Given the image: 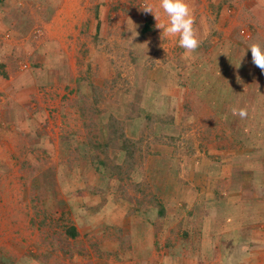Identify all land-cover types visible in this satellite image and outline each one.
I'll use <instances>...</instances> for the list:
<instances>
[{
  "label": "rangeland",
  "instance_id": "374dc122",
  "mask_svg": "<svg viewBox=\"0 0 264 264\" xmlns=\"http://www.w3.org/2000/svg\"><path fill=\"white\" fill-rule=\"evenodd\" d=\"M220 1L223 3L218 5ZM228 1H200L196 10L206 16L204 22L211 31L200 42L201 54L186 50L178 55V36L164 35L156 27L160 22L167 23V17L161 16L164 12L160 0H0V264H33V259H21L27 252L48 256L53 264H72L62 253L61 241L50 236L54 230L42 229L43 212L61 215L67 211L71 220H78L84 209L98 202L97 194L111 197L110 211H115L117 222L122 217L121 208H134L137 221L154 225L153 231L158 227L156 238L172 225H188L193 212L187 204L195 211L196 194L208 191L179 188L187 183L193 188L206 187L210 173L217 171L214 181L220 184L221 177L235 172L230 168L243 172L242 166L247 174L253 170L255 174L236 176L225 199L244 204L256 202L258 194L264 196V157L255 152L264 150V117L251 98L245 103L239 94L244 89L239 83L246 81V73L251 71L246 66L241 70L229 67L223 55L210 54L207 49L209 43H215L227 45L229 56H238L239 50L244 53L248 41L245 44L238 39L242 28L251 33V38L243 40L264 46V14L261 18L259 4L251 0L247 5L243 0L237 7ZM259 2L264 10V2ZM149 6L159 16L158 21L145 11ZM149 20L152 30L142 36ZM219 23L221 30L217 28ZM13 30L27 33L17 41ZM172 56L178 67L184 65L190 68L188 71L196 63L202 65L188 76L181 73L178 81L170 83L164 79L162 69ZM188 56L193 60L189 61ZM210 59L208 70L205 62ZM251 68L252 75L255 70L261 71L254 64ZM259 74L264 77V72ZM179 82L184 83L183 87ZM245 88L248 93L264 95V84L260 89ZM225 91L233 92L240 102L233 101L225 108L224 102L221 104ZM147 95L155 97L148 104L153 112L172 109L178 114V128L164 129L165 133L182 135L174 142L165 137L172 144L167 146L144 130L145 140L138 144L143 158L137 157L136 165L127 168L129 172L125 168L123 175L118 174L116 166H128L119 148L122 136L134 142L140 140L145 120L137 104L146 102ZM185 104L190 110L187 119L182 112ZM233 108H245L247 117L233 115ZM261 118L263 121L258 122ZM156 123L158 136L161 122ZM100 143L109 148L97 150ZM162 146L170 148L167 158L146 162L149 157L161 155L158 148ZM240 146L253 154L251 162L243 163L242 155L233 153ZM147 152L150 155L146 157ZM239 185L248 192L258 187L261 193L255 192L247 199ZM187 193H194V198ZM240 195L246 200L242 201ZM183 196L188 197L185 206ZM156 197L166 202H161L168 209L163 217L158 215ZM200 198L203 196H198L199 203ZM259 204L245 209L249 219L244 227L252 223H263L264 227V201ZM183 207L189 212L178 216ZM208 214L215 217L216 212ZM93 218L97 225L99 219ZM138 234L145 233L141 230ZM165 237L176 246L169 249V254L162 251V260L172 256L175 262L187 264L185 257L190 252L193 255L196 248L192 233L184 237L176 231ZM136 244L140 247L138 241ZM105 248L111 250L113 246L106 244Z\"/></svg>",
  "mask_w": 264,
  "mask_h": 264
},
{
  "label": "crops",
  "instance_id": "0c3cea01",
  "mask_svg": "<svg viewBox=\"0 0 264 264\" xmlns=\"http://www.w3.org/2000/svg\"><path fill=\"white\" fill-rule=\"evenodd\" d=\"M202 0H186V2L189 4L190 9L192 10V13L194 15L195 23H194V29L197 35V38L200 42L205 41V36L211 31L209 29L208 24H205L206 16L201 15L199 11L196 10V6L200 3ZM243 0H229L228 2L230 4H233L237 7L238 3H242ZM247 1V2H246ZM264 2V0H261ZM246 5L250 2L248 0H245ZM252 3H255V5L259 4L260 7V15L261 18H263L264 10L262 6L260 5L259 0H251ZM223 2L220 1V4ZM217 6V5H216ZM221 12H224V10H221ZM161 16H166L164 13ZM219 16V15H218ZM222 16V15H221ZM168 19V18H167ZM167 19L165 21H167ZM239 15H237L236 21H238ZM215 25L213 24V27L215 28ZM212 27V26H211ZM218 30L222 29V24L219 23V27L217 26ZM16 34V37L18 38L17 41H20L23 37L20 35H25L26 32H18L16 30H13ZM232 34V33H231ZM14 40V39H13ZM4 42V41H3ZM176 48L178 51V55L182 53L183 51H186L185 49L178 46V42L176 43ZM205 49V48H204ZM208 52L210 54L216 55L217 53L219 55H223L229 63V67L231 66H237L239 67L238 70H241L244 66H253L252 62V56L251 54H248V51H245L242 53V51H238V56L236 55H228V46L223 44H215V43H209L208 44ZM201 44H199V47L196 49V52L198 54H201ZM190 52V51H187ZM244 56V57H243ZM188 60H193L188 56ZM241 61V63H240ZM211 59L207 62H205L206 67L208 70L211 69ZM191 67V62L187 63ZM170 66L174 71H177L179 74L183 71V74L191 73L192 71L198 69L201 67L202 64L196 63L190 71H187L185 73V70L182 68H179L176 62L173 60V56L171 57V60L167 62L165 66ZM240 65V66H239ZM163 67V68H164ZM196 68V69H195ZM188 69H190L188 67ZM163 70V69H162ZM262 71L255 70V75H252V80L248 79L245 82L246 86L249 84L248 87H250L251 90H255L258 88L259 83L264 81V77L258 76V73H261ZM248 74V73H246ZM261 77V78H260ZM178 81V79H176ZM260 84V86H262ZM248 92V91H247ZM223 99L221 100L224 102L225 108L230 107L231 102H240L237 100V96L233 94V92L229 93L228 91H225L222 93ZM241 97H244L245 93L243 90H240L239 92ZM257 95H263V93L256 94L255 98L259 99ZM264 96V95H263ZM222 98V97H221ZM245 98V97H244ZM247 99L252 98L251 93L247 94ZM184 99L180 98V102H183ZM242 106V104H240ZM171 107V105H170ZM261 117H264V110L260 114ZM263 119H259L258 122H262ZM168 129V128H167ZM170 129V128H169ZM182 129V128H181ZM180 129V130H181ZM264 130V128H263ZM241 132H244V129H240ZM135 137V136H134ZM246 143L247 141H241V143ZM243 147L235 148L236 150H233L235 154H240L242 162H246V159L244 154H247L245 150H242ZM169 147L162 146L158 148V152L161 153L159 156H152L149 157L146 162H156V161H162L164 157L168 154ZM165 151H167L166 154ZM167 158V157H166ZM227 159V158H226ZM234 159V158H233ZM231 159V160H233ZM229 161V159H227ZM240 167V166H237ZM235 167V168H237ZM241 169L243 172H240L239 170H236L234 168H230L231 171L229 175L225 177H221L219 180H222L223 183L220 182V184H216L214 179L217 178V171L210 173L209 177H207L206 182L204 183L206 187H198L194 186L191 187L189 183L186 184V186H182L179 188V190L184 191L186 188H188L190 191H193L195 189H198L197 192L201 189H205L208 191V193L196 194V210L194 211L193 208H191L190 204H187L185 200L191 196V198H194L193 194L187 193L188 197L185 196L182 197V201H184V206L187 204L192 209L193 214H189L192 216L190 219L191 221L188 222V225L185 227L184 225H181L179 223L172 225L174 227H171V229L166 232L167 234H161L160 237H155V235H159L156 232V229H158V225H156L155 231L154 225L150 223H143L140 221H137L136 214L134 208H129V211L127 208H121V205L118 206V208H121L122 217H119L118 222L115 221L113 215L115 211H110L113 206H110V202L108 201L105 205H102V199L100 197V194L96 195V199H98V202L95 204L94 207H89L84 209V213H80V217L78 220L74 221V226L77 228L78 233L80 234V238L77 240L79 249L81 250L80 255H78V262H81V264L85 263H91V264H102L105 262V264H114L115 263H121L123 260V264H179V262H175L174 258L172 256H167L165 259L162 260L161 252L166 251L168 254L170 253L169 249L175 248L176 244H169L168 242L171 240L168 236L169 234H174L176 231L181 232V234L185 237L188 236L189 233H192V235L196 239V248L194 249V256L190 252L188 257H185V260L189 261L191 264H264V227L263 223L262 225H258L255 223L247 224L246 227H244V223L248 221L249 215L245 212L246 210L250 209V206L252 205H260L259 203L264 201L261 200L258 196H255L254 198L257 199L256 202L253 200L248 202H245L244 204H236L233 202H230L228 199H225V195L228 191V186L230 185L231 188H233V180L236 178V176H240V174L243 176L253 174L252 170L249 171V174L244 173V168L241 166ZM237 171V172H236ZM239 172V173H238ZM70 177H73L74 175L71 173H67ZM66 174V175H67ZM224 174V173H222ZM216 175V176H215ZM76 178V176H74ZM240 186V192L242 195L247 196V199L250 196H253L255 192H248L244 191L243 188ZM102 190V189H101ZM87 191V189H85ZM98 189H95V192H98ZM67 194L64 193V196ZM219 195L223 196V199L219 197ZM232 195V193L230 194ZM198 196H203V198L200 200L203 201L204 199L206 201H203L200 203L197 201ZM241 196V195H240ZM240 199L246 200L245 197H240ZM109 200V199H108ZM179 200V199H178ZM181 200V199H180ZM162 204H165V201H161ZM256 205V206H258ZM102 206V207H99ZM261 206V205H260ZM194 207V206H193ZM163 213L166 214V211L168 210L165 206H163ZM186 208L183 207L181 211H178V216H183L184 213L189 212L188 210L185 211ZM208 210V211H207ZM120 212V213H121ZM153 213V210L151 211ZM160 209L158 212L159 217H163V215H160ZM214 213L216 212L215 218L212 215H209L208 213ZM233 213V214H232ZM116 214H119L118 211H116ZM187 215V214H185ZM247 215L248 217H245ZM96 217L99 219V223L96 225V220L93 218ZM166 217V216H165ZM245 219V220H243ZM167 221V219H166ZM259 220L257 219V222ZM260 222V221H259ZM261 223V222H260ZM159 224V223H158ZM168 224V223H167ZM160 225V224H159ZM161 228V227H159ZM179 228L181 230H179ZM144 231V235L140 236L138 234V231ZM256 234V235H255ZM154 236V237H153ZM256 237V238H255ZM84 242L83 246H81V240ZM156 239H158L156 241ZM137 241L140 244V247L137 246ZM161 241L164 243L162 244ZM177 241V239H176ZM227 243H231V246H229ZM106 244H110L113 246L111 250H108L105 248ZM227 246V247H226ZM247 246V247H246ZM139 247L140 250L137 248ZM245 248V249H244ZM33 256V257H32ZM239 256L240 259H235L234 257ZM46 256L45 255H31L29 252H27L26 256H23L21 259L30 260L33 259V264H45L46 263ZM37 259V260H36ZM131 259V261H128ZM174 259V260H173ZM189 262L187 264H189ZM48 264L51 263V258L48 260ZM56 264V263H54Z\"/></svg>",
  "mask_w": 264,
  "mask_h": 264
},
{
  "label": "trees",
  "instance_id": "16d2710c",
  "mask_svg": "<svg viewBox=\"0 0 264 264\" xmlns=\"http://www.w3.org/2000/svg\"><path fill=\"white\" fill-rule=\"evenodd\" d=\"M221 11V9H219V12ZM152 30V21H147L146 24H145V28L143 29V31L140 33L142 36L146 35L148 32H150ZM216 29H213V34L215 36L218 35V37L220 36L219 32L217 33V30L215 31ZM241 42V40H240ZM241 43H245L244 41H242ZM246 44V43H245ZM253 44V41H248L247 45H246V48L248 49V46ZM244 50L247 51V49H245V47H243ZM251 52V51H250ZM163 62V61H162ZM167 64V63H165ZM187 64V63H186ZM188 65V64H187ZM246 68L248 71H251V72H247L249 74L248 77H246V80L247 78L248 79H251L252 80V68L250 66H247L246 65ZM180 68V67H179ZM181 68L183 70H185V73L188 71L187 67L184 65L181 66ZM183 74V71L181 72ZM181 73L179 74L177 71H174V69H172L169 65L168 66H165L163 68V76H164V79L170 83H175L176 79H179L181 77ZM4 74V77H6V73H3ZM258 76H262V74L260 75L259 73L257 74ZM260 77V78H261ZM264 83V81H263ZM180 86L183 87L184 83L182 82H179ZM188 84V83H186ZM260 84L259 83V86H258V89H260ZM239 85L241 86H244L243 88V91L245 93L243 100H248L246 97H247V90L245 88L246 84L244 81H241L239 83ZM249 86V84H247ZM252 95V101L253 103L258 107V110L259 111H263L264 110V96L263 95H257L258 97H260L259 99H256L255 96H256V93H251ZM152 98H155L154 96L152 95H147V97L145 98V101L146 102H142L141 105L140 104H137L139 105L138 108H139V115L140 116H143L144 117V120H145V123L142 122V125H143V128L141 129V135H140V140L138 141H131L130 139H127L125 138L124 136H122V138L124 139L122 141V145L121 147H119L120 149H122L125 153V156H126V165H128L127 167L124 165V166H116V171L118 172V174H122V171L125 170V168L127 169L129 166L133 167L134 165H136V162H138V160L140 158H143V150L139 147L138 144H142L145 140V134H144V130L148 133V131L151 133V135L154 136V140L157 141V142H161V144H166L167 146H171V142H174L176 140V138H180L182 133L178 136H173V135H167L164 131V129L166 130L167 128H175L177 126H179V122H178V114L176 111L172 110V109H169L168 111H166L165 113H160V112H153L152 110H150V107H149V99H152ZM245 100V103H247ZM185 103V101L183 102V104ZM184 106V107H183ZM182 107V112H184V119H187V118H190V116H188V111L189 110V107L187 104L183 105ZM255 106V107H256ZM256 107V108H257ZM260 108V109H259ZM263 109V110H261ZM188 116V117H187ZM142 118V117H141ZM155 122L159 123L161 122V126L159 127V130L161 131V133L157 136L156 134V126H155ZM156 123V124H157ZM148 124H150V130L153 131V134L152 132L149 130L148 128ZM126 126V125H125ZM178 128V127H177ZM177 132V131H175ZM181 132H182V129H181ZM168 136V137H167ZM169 138V141L167 138ZM144 139V140H143ZM164 139H167V141H165ZM112 143L115 144V141H111ZM241 144V143H240ZM242 146H245L243 144H241ZM97 150L98 148L99 149H104V150H107L109 148V145L108 144H104L102 145L101 143L98 145L97 144V147H95ZM142 151H141V150ZM255 152H257L259 155L263 156L264 157V150L263 151H260L259 149H256ZM150 154L147 152L146 153V157L149 156ZM246 159V163L249 161L251 162V159H252V156L253 154L251 153H247L244 155ZM137 157L138 160H137ZM101 164L103 166H106L105 163H103V161H101ZM130 164V165H129ZM128 171V169H127ZM130 171V170H129ZM128 171V172H129ZM253 172V170H252ZM255 174V173H253ZM123 175V174H122ZM254 191L256 193H261L260 189L258 187L254 188ZM101 199H102V205H105L108 201L112 202V199L111 197L109 198H106V195H104L103 193L100 195ZM258 197L261 199V200H264V196L258 194ZM146 198V196H145ZM109 199V200H108ZM158 198H154V200L157 202V206L158 208L160 209V215H163V205L161 204L160 201L157 200ZM145 202L144 200L139 202L138 203H143ZM156 205V204H155ZM99 207H102V206H99ZM59 210V209H58ZM65 213H61V215H58L56 213L54 214H51V213H46V212H43V219H42V229L45 231V230H48V229H52L54 230L52 232L51 235H53L52 237L54 239H58L60 240V244H62V247H63V250H62V253L64 254L65 258H69V260L71 261L72 264L74 263H77L78 262V255H80V252L81 250L79 249V246L77 245L78 242L77 240L80 238V234L78 233L77 231V228L74 226V221L71 220V217H70V214L67 213V211H64ZM41 229V228H40ZM33 257V256H32ZM46 263L45 264H48V260L50 259V257L46 256ZM37 260V259H36Z\"/></svg>",
  "mask_w": 264,
  "mask_h": 264
},
{
  "label": "clouds",
  "instance_id": "9594fccd",
  "mask_svg": "<svg viewBox=\"0 0 264 264\" xmlns=\"http://www.w3.org/2000/svg\"><path fill=\"white\" fill-rule=\"evenodd\" d=\"M160 8L163 9V12L166 14L168 19H167V23L160 22L156 27L161 29L162 34L164 35L178 36L179 47L187 51L196 50L199 47L200 41L197 38L194 29V23H195L194 15L186 0H160ZM233 8L234 7L229 8L228 12L231 13L232 12L231 10ZM145 11L152 13L156 21L159 20V16L153 13V9L150 6L147 7ZM240 34H239L240 38H238L237 36L239 41L240 40L241 42L249 41V40H243L244 36L251 37V33L249 30L242 28ZM248 50L251 51L252 62L254 63V65L260 68L262 72H264V46H262L259 43H253L248 46L247 51ZM232 113L233 115H238L241 119L247 117V110L245 108H240V109L233 108Z\"/></svg>",
  "mask_w": 264,
  "mask_h": 264
},
{
  "label": "bare ground",
  "instance_id": "6f19581e",
  "mask_svg": "<svg viewBox=\"0 0 264 264\" xmlns=\"http://www.w3.org/2000/svg\"><path fill=\"white\" fill-rule=\"evenodd\" d=\"M244 38L249 39V38H251V37H249V36H244Z\"/></svg>",
  "mask_w": 264,
  "mask_h": 264
}]
</instances>
